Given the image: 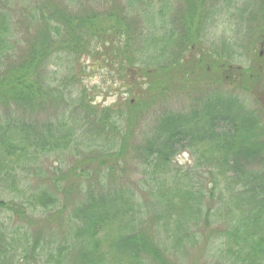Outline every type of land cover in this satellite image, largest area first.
I'll return each instance as SVG.
<instances>
[{
	"label": "trees",
	"instance_id": "obj_1",
	"mask_svg": "<svg viewBox=\"0 0 264 264\" xmlns=\"http://www.w3.org/2000/svg\"><path fill=\"white\" fill-rule=\"evenodd\" d=\"M182 1L173 56L155 67H137L136 56L130 53L134 42L123 40L133 33L124 14L75 9L73 0H0V264H186L170 259L185 249L188 264H208L205 257L210 255L216 257L215 264H264V141H258L264 129L237 96L218 93V88L210 94L201 89L227 81L228 66L211 59L213 50L199 47L203 38L199 25L206 20L214 25L218 1ZM145 4L150 17L156 13L161 18L153 26L155 40L150 35L138 37L142 50L163 57L171 36L162 32L169 0ZM260 12L264 14V2ZM24 22L36 32L31 37L29 33L23 51L15 55ZM259 32L258 40L264 43V25ZM255 55L264 62V49L261 56ZM62 60L67 72L56 77L48 67ZM88 60L93 67L109 65L133 98L117 102L116 109L100 108L88 99L83 84ZM263 69L255 64L238 68L230 81L248 90L254 81L256 86L261 83ZM173 84L179 88L188 84V91H195L188 111H163L155 117L150 136L135 148L130 143L136 113ZM76 86L81 90L70 100ZM46 97L60 105L74 101L62 108L73 121L63 114L35 120ZM93 116L97 130L106 125L113 137L90 148L105 152L110 172L133 146L134 163L144 169L138 186L142 197L123 187L92 191L63 223L67 207L58 205L60 198L25 194L19 189L17 169L23 160L83 145L82 136L94 128ZM186 150L194 163L185 169L174 166V157ZM81 169H73L75 176H85ZM36 212H49L63 228L33 226L29 215L35 217ZM22 220L29 222L28 228Z\"/></svg>",
	"mask_w": 264,
	"mask_h": 264
},
{
	"label": "rangeland",
	"instance_id": "obj_2",
	"mask_svg": "<svg viewBox=\"0 0 264 264\" xmlns=\"http://www.w3.org/2000/svg\"><path fill=\"white\" fill-rule=\"evenodd\" d=\"M20 1L33 3L35 0ZM217 1L216 4L219 9L216 14L217 16L214 25L207 22L208 20H206L203 27L202 25H199V30L200 27L203 29V38L201 39V46L199 47L201 48L204 46L205 51L207 52L213 50L214 54L211 59L219 58V61H222L220 64L228 66V71L224 72L225 75L227 74V81H224L222 84H219L218 82L206 84L201 86V89H207L205 92L210 94V92L216 93L213 89L218 88V90H216L219 91L218 93L234 97L237 96L241 99V102L245 104L244 110H247L254 115L256 121H259L263 130L264 84L262 83L264 82V75L258 86H256L257 83L254 81L253 86L248 90L242 89L240 84L236 85L238 82L234 81L235 84H232L230 77H233L236 74L238 68L247 69L254 64L264 68V62H260L255 55L256 53L261 56L260 53L264 49V46L262 45L263 41L258 40L260 28L264 25V14L263 12H260L264 0ZM146 2L147 0H73L75 9H95L102 11L105 15L112 12H115L116 14H124L126 16L127 24L132 27L133 33H130V36L132 37L131 39L125 37L126 39L123 40H126V42L129 43L134 42L135 46L130 49V53L136 56V59L134 60L136 66L147 67L149 65V67H155L163 63V58H167L168 56L171 57V55L173 56L176 51L175 41L181 31L177 21L179 19L180 6L183 4V1L169 0L170 8L167 11V14H164L162 17L164 20L162 32L171 34L168 40L170 43H168L167 47L164 49L163 57H160V54L157 51L148 53L143 51L144 49L142 50V47L144 46V43L142 41L140 43V39L138 38L150 35L152 38L151 40H155L156 35L154 34V31L156 30L153 26L159 21V18H161L160 15L156 13H151L150 17V12L146 8ZM228 2H233V6H229ZM140 3H142L143 6H141ZM30 25L31 24L28 22H24L23 31L17 35V38L20 39V43L16 47L15 55L17 53L20 54L23 51L29 33L30 37L35 34L36 31L34 28H30L29 30ZM15 33L16 32H14V34ZM217 53L219 55L216 56ZM108 54L113 55V52H108ZM208 59L210 60V58ZM59 63L58 66L54 63L48 67L49 72H56V77L64 75L68 69L64 60ZM85 65L87 67L85 68L86 73L83 76V84L88 90V99L92 98L93 103L97 102V105H100V108L114 107V109H116L118 107V105H116L118 104L117 102L120 101L122 103L125 102L126 99L133 98L132 94L126 89L128 87L123 84L122 80L118 79L119 76L116 75L115 71L110 69L109 65L106 66L104 64L102 67H93L89 60L85 62ZM48 75H50V73ZM250 83L252 82H246L247 85ZM69 86H73V84L69 83ZM177 86L178 85L176 84L170 85L163 95L156 96L152 104L147 106L144 104L140 107V110L136 113L138 118L135 120L133 126L134 131H132V141L130 144L134 147L138 143L142 145L144 139L152 133L155 117L157 118V116L163 111H188L189 106L192 104L195 91H188V84H185L183 88ZM73 87L69 88L67 92ZM76 87L77 88L72 91V96L70 95V100L76 98L78 89L81 90V87ZM194 87L195 86H193V88ZM72 104H74V101H63L60 105L55 103L54 100L46 97L43 106H40L41 110L38 109L34 115L35 120L45 121L46 119H55L57 115L61 116V114H63L64 116L71 118L73 121L71 113H65V111H62V108H65L66 105ZM74 107L75 106H72L71 108ZM96 114L99 115V112ZM83 116L85 115L83 114ZM32 118L33 117H31V119ZM125 123H127V121H125ZM91 124L94 125L91 133L88 131V125H85V129L88 132L82 136L84 141L81 144L83 145L76 147V145L73 144L69 149L58 150L46 153L38 158L23 160L17 169L18 179L20 180L19 189L25 194L29 195L32 192L50 193L54 197L58 196L60 198L58 205L67 207L64 212L65 217H61L63 223H68L69 216L73 215L74 208L83 204V200H85L87 195L92 191L95 193H97L98 190L113 192L117 188L120 189L123 187L124 189H133L140 198L142 197V191L138 189V186L140 185L141 180H144V169L140 163H134L136 160L133 158V146H130L129 151L123 158L114 162L111 171L109 172L111 162L103 157V153L105 152L99 151L100 149H98V147L97 149L96 147L91 149L89 145L95 146L96 143H107V137H113V134L109 133L106 125L104 128L97 130L98 120H96L94 116L91 118ZM77 132L78 135L80 131ZM114 135L119 137L118 134ZM262 140L264 141V135L260 134L258 141L261 142ZM193 157L194 156H192L188 150L184 152L181 151L176 157H174L173 164L176 167H182L184 169L188 168V165L194 163ZM102 159H105L104 163H100V160ZM74 168L77 172H81V168L85 169V176H75L73 173ZM106 176H108V178H106ZM98 184L105 186L103 188H97L96 185ZM68 188L70 189V192L68 191ZM158 206V203L157 206H153V209H156V212L159 209ZM48 211L52 212V210ZM49 212H45L44 215L42 212H36V218L30 214L29 217L34 223L33 226H39L37 228H45L49 231H59V229L63 228L60 225V219L50 218ZM58 221L59 226L57 225ZM21 223L26 228L30 225L26 220H22ZM16 226H19L18 220L16 221ZM205 258H208V264L216 263V257L214 255ZM170 259L173 263L182 259L188 264V250L185 249L182 254L179 253L175 256H171Z\"/></svg>",
	"mask_w": 264,
	"mask_h": 264
},
{
	"label": "flooded vegetation",
	"instance_id": "obj_3",
	"mask_svg": "<svg viewBox=\"0 0 264 264\" xmlns=\"http://www.w3.org/2000/svg\"><path fill=\"white\" fill-rule=\"evenodd\" d=\"M264 43H262V45H263ZM260 54H262V52L260 53Z\"/></svg>",
	"mask_w": 264,
	"mask_h": 264
}]
</instances>
